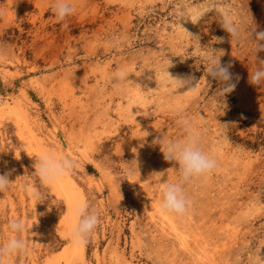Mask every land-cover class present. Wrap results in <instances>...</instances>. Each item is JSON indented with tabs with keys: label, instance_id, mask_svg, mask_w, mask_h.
<instances>
[{
	"label": "rangeland",
	"instance_id": "obj_1",
	"mask_svg": "<svg viewBox=\"0 0 264 264\" xmlns=\"http://www.w3.org/2000/svg\"><path fill=\"white\" fill-rule=\"evenodd\" d=\"M73 2L74 13L58 22L51 0H0V42L10 50L0 61V174L11 180L0 193V239L11 235L6 218L30 227L20 234L26 252L8 264H227L238 244L264 243V86L249 83L259 64L246 46L230 40L217 13L180 21L201 44L223 50L235 88L217 96L219 82L206 77L195 48L184 51L187 36L173 25L170 0ZM246 6L264 30V0ZM116 36L124 38L118 50L110 47ZM161 50L172 76L193 78L192 90L165 93ZM256 55L264 59V51ZM121 66L133 72L122 98L106 83ZM177 106L202 114L204 146L219 160L207 179L186 185L192 204L180 217L160 210L149 183L153 171L174 176L162 150L164 138L182 134ZM49 150L71 151L82 163L45 189L31 172L34 157ZM134 159L139 177L125 171ZM34 186L47 192L36 212ZM81 200L100 215L84 247L66 238Z\"/></svg>",
	"mask_w": 264,
	"mask_h": 264
},
{
	"label": "clouds",
	"instance_id": "obj_2",
	"mask_svg": "<svg viewBox=\"0 0 264 264\" xmlns=\"http://www.w3.org/2000/svg\"><path fill=\"white\" fill-rule=\"evenodd\" d=\"M246 5L247 0H170L168 3V7L172 8L173 25L186 33L188 44L184 51L191 52L195 48L194 54L203 61V65L206 67V77L219 82V87L216 89L217 96L223 97L224 93L235 88V82L229 72V65L221 64L220 57L223 50L216 49L212 45L201 44L199 36L187 31L180 21L188 19L196 24L205 19L209 13L219 14L221 17L220 26L229 34L230 40L246 46L254 61L259 64L249 72L248 80L249 83L260 87L264 86V59H258L256 54L258 51H264V30H256L257 26ZM131 6L136 7L134 3ZM50 8L59 22L74 13L75 4L73 0H51ZM223 39V37H215L214 41L219 42ZM123 43L124 38L116 36L110 41V47L118 50ZM165 53L166 51L163 50L159 52V56L164 58L161 71L166 73V78L163 80L165 93L168 96H174L185 93L186 90H192L195 83L191 76L174 77L167 71L171 61ZM9 55L10 50L0 42V61ZM129 73L133 72L127 67L121 66L106 76V83L112 88L114 96L120 98L124 96L125 84L130 81L127 79ZM181 88L185 90L178 92L177 89ZM171 111L177 116L176 124L182 134L178 138H164L162 153L165 160L174 162L172 166L174 176L168 178L164 171H153L149 175V183L157 186L160 210L180 217L190 210L192 204L186 191V185L196 178L207 179L219 167V160L215 152L204 146L205 129L202 114L199 112L195 115L185 114L184 108L180 106L173 107ZM146 135L145 132L144 137ZM161 139L160 135L154 140V143L160 145V150ZM16 156L18 158L19 153ZM81 163L80 158L71 151L58 154L54 150H49L34 157V171L31 173L39 178L46 189L55 180L71 175ZM125 171L129 175L135 171L139 177L137 161L135 160L134 167L129 164ZM10 182L8 173L0 174V193L9 189ZM46 194L47 192L41 190L40 187L30 188L29 195L34 201V211V205L37 202H42ZM72 217L73 222L66 233V238H70L74 244L84 247L89 243L100 222L99 211L96 208H90L86 200H81L73 208ZM29 228L26 221L18 216L6 218V231L11 235L0 239V264H8L11 258L26 252V239L21 238L20 234L27 232ZM261 246H264V243L257 245L253 239L238 244L228 254L227 264H264V255L260 254Z\"/></svg>",
	"mask_w": 264,
	"mask_h": 264
},
{
	"label": "trees",
	"instance_id": "obj_3",
	"mask_svg": "<svg viewBox=\"0 0 264 264\" xmlns=\"http://www.w3.org/2000/svg\"><path fill=\"white\" fill-rule=\"evenodd\" d=\"M247 145H248V143H247Z\"/></svg>",
	"mask_w": 264,
	"mask_h": 264
}]
</instances>
